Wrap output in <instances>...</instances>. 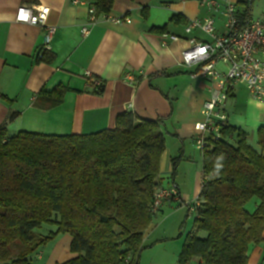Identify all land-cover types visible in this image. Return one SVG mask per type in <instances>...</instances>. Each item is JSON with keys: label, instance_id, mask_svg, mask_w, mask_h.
<instances>
[{"label": "trees", "instance_id": "16d2710c", "mask_svg": "<svg viewBox=\"0 0 264 264\" xmlns=\"http://www.w3.org/2000/svg\"><path fill=\"white\" fill-rule=\"evenodd\" d=\"M90 2L97 15H109L114 7V0ZM254 2H236V32L252 19ZM53 59L45 52L37 61ZM102 91L101 83L94 92ZM67 92L64 86L42 91L37 104L60 106ZM165 120H139L127 112L117 117L114 129L87 135L9 136L0 125V264H32L30 256L58 233L71 235V252L77 255L62 264H139L147 248L144 233L158 213L152 204L161 187ZM257 138L259 149L229 123L220 138H207L202 189L192 204L194 230L180 264L193 258L204 264H247L249 245L263 240L264 127ZM253 201L257 208L250 212ZM44 223L56 224L57 232L36 235Z\"/></svg>", "mask_w": 264, "mask_h": 264}, {"label": "crops", "instance_id": "0c3cea01", "mask_svg": "<svg viewBox=\"0 0 264 264\" xmlns=\"http://www.w3.org/2000/svg\"><path fill=\"white\" fill-rule=\"evenodd\" d=\"M230 1L236 4L238 0ZM200 2L114 0L109 17L130 22L116 24L100 16L91 24L90 0H0V125H6L9 136L19 132L87 135L114 129L117 117L127 112L139 120L164 118L166 150L160 161L159 182L161 187L175 188L179 199L165 200L155 216L164 214L167 204L171 209L175 201H181L180 207L184 200L174 176V159L179 158L178 166L185 157L191 158L195 125L204 121L202 108L215 87L210 80L192 77L196 68L182 64V54L192 40H211L201 30L188 31L187 27L191 20L212 17L217 33H226L222 10L208 12ZM255 4L252 18L264 21V0ZM25 5L50 8L47 25L56 28L47 51L54 56L50 63L37 61L39 54L45 53V27L16 21L17 10ZM173 16L181 19L173 21ZM84 27L88 34L82 32ZM171 36L179 40L173 41ZM217 67L227 68L223 64ZM93 81L103 84L101 93L94 92ZM58 86L68 89L64 102L51 109L40 107L37 95ZM223 112L229 125L244 131L248 142L259 149L257 131L264 127V103L252 98L245 85L237 84ZM201 156V185L188 207L194 215L191 206L202 189V152ZM256 208L254 201L248 206L250 212ZM157 230L152 222L144 233L147 248L139 264H180L194 225L183 238V232L176 237ZM263 259L264 237L249 245L247 264H263ZM188 264L204 263L193 258Z\"/></svg>", "mask_w": 264, "mask_h": 264}, {"label": "built area", "instance_id": "2783aa9c", "mask_svg": "<svg viewBox=\"0 0 264 264\" xmlns=\"http://www.w3.org/2000/svg\"><path fill=\"white\" fill-rule=\"evenodd\" d=\"M200 5L208 12L222 10L226 29L225 34H218L212 17L191 20L187 27L188 31L199 29L211 38L207 42L192 40L191 46L182 54V64L196 68L192 77H201L215 84L211 97L202 108L204 121L195 125V145L203 151L207 138H220L221 129L228 124L223 108L234 86L245 85L252 98L264 103V21L252 18L243 30L236 32L234 3L230 0H201ZM89 13L91 24H96L100 16L116 24L130 22L125 18L111 19L109 15H97L93 5H90ZM49 14L50 8L47 6L25 5L17 10L16 15L17 22L45 27L43 52L50 50L56 33L54 26L47 25ZM82 32L88 34V28L84 27ZM171 39L179 40L176 36H171ZM218 64L227 68L220 70ZM92 85L94 90H99L101 82L93 81ZM168 199L178 200V191L175 188L160 187L154 197L152 212L156 214ZM191 209H195L193 205Z\"/></svg>", "mask_w": 264, "mask_h": 264}, {"label": "rangeland", "instance_id": "374dc122", "mask_svg": "<svg viewBox=\"0 0 264 264\" xmlns=\"http://www.w3.org/2000/svg\"><path fill=\"white\" fill-rule=\"evenodd\" d=\"M257 1L258 0H255V2ZM255 2L253 6L255 5L256 7L257 4H255ZM192 152L191 158L185 157V159L180 161L175 175L184 202L179 207L178 204H181V201H175L171 209L170 205L167 204L165 205L166 207L164 206V214L153 217L152 222L158 227L156 232H171L176 234V237H179L180 232H189L193 228L195 215L193 212L189 211L188 207L189 204L193 202L194 194L199 190L201 185L202 151L197 149L196 145H194ZM170 211H172L171 214H169ZM164 215L166 217L162 221L161 218ZM34 232L36 235L46 237L57 232V225L53 223H44ZM184 235L185 233L180 237L183 238ZM71 241L72 237L69 233L56 234L30 256L32 264H62L77 257L76 254L71 252Z\"/></svg>", "mask_w": 264, "mask_h": 264}]
</instances>
